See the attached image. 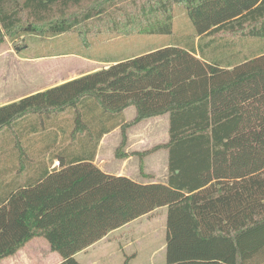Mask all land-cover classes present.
I'll use <instances>...</instances> for the list:
<instances>
[{"label":"trees","instance_id":"16d2710c","mask_svg":"<svg viewBox=\"0 0 264 264\" xmlns=\"http://www.w3.org/2000/svg\"><path fill=\"white\" fill-rule=\"evenodd\" d=\"M178 9L194 28L185 40L107 60V68L0 106V262L42 237L60 264H83L77 253L167 207L166 264H193L195 237L230 240L236 264H258L264 0H0V46L45 28L77 33L87 49L90 36H172ZM131 106L136 116L127 121ZM165 114L169 142L135 154L166 149V183L94 164L105 134Z\"/></svg>","mask_w":264,"mask_h":264},{"label":"crops","instance_id":"0c3cea01","mask_svg":"<svg viewBox=\"0 0 264 264\" xmlns=\"http://www.w3.org/2000/svg\"><path fill=\"white\" fill-rule=\"evenodd\" d=\"M106 40L108 42L111 41L109 40V36L106 35L100 37L99 41L96 40L95 44L92 46L93 50L96 48L93 53H98V49L100 48L97 47L98 45L101 46L102 49L105 48ZM147 51L148 50H143L140 53H145ZM71 52L72 53L70 54H53L52 56L38 57H48L56 60L62 59L61 57H66L68 61L73 62V65L70 67L69 79L38 91H26L34 85L31 84L28 86L29 88H26L22 80L14 79V85L11 87V82L8 76L9 74L7 72V67L10 63L1 62L4 60V54H6L5 56H8L9 49H3V51L0 49V106L17 102L27 96L48 90L83 75L107 68L110 65V63L106 62L107 59L101 56L84 54V52L77 51ZM10 55L11 53L9 56ZM134 55H137V52L122 53L120 59L130 58ZM245 55L246 52L243 49V62L248 61L245 59ZM13 59L14 63H17L16 57ZM250 59H252V57H250L249 60ZM229 69H232V67ZM20 86L23 87L22 91H19ZM17 88L19 92H15V89ZM24 90L27 94H23ZM243 104L246 105L247 103ZM132 107L134 106L127 108L124 112L127 121H131L136 116V109L134 117L127 115L128 112L132 110ZM169 129L170 122L169 115L167 114L145 120L132 126L126 130L125 134H123L122 127H117L101 138L97 147L94 164L105 173L125 176L139 183H166L169 177V153L166 149L158 150L143 157H140L135 153H143L151 150L157 145L168 143L170 138ZM55 166H59L57 160L53 164V167ZM165 209L167 220L168 208H158L152 213L112 231L108 236L88 249L77 253L75 255L76 259L79 260L78 257L83 256L84 261L79 260V262L81 261L83 264H103L107 261L108 263L113 262L115 260V254L123 253V257L126 258L124 264L127 260L130 264L133 258L135 259V263L139 254L136 249L139 235L145 237L144 247L149 244V237L151 238V242L156 240L158 236V234H156V225L154 221L156 220L155 215L159 212L162 213L161 220L163 225L161 227L165 230ZM144 220L147 222L145 224V231H139L138 223ZM148 229L149 233L147 232ZM164 236L165 234L162 232L161 238L159 239V241L162 242L159 250L150 252L149 264H166V255L165 259L163 256L158 258L159 252H164L166 250L167 243L164 242ZM38 238L42 237L33 238L27 242L17 254L3 259L0 264H60L63 260L61 256L57 252L51 250L47 241L46 242L49 246L46 245L42 239L38 240ZM127 250L132 253L128 254ZM134 250L137 252H134ZM236 256L237 252L235 245L230 240L217 238L209 241H202L197 237L194 238L193 264H236ZM253 260L257 261L258 264H264V247L261 248L259 254ZM121 261H123V258H121Z\"/></svg>","mask_w":264,"mask_h":264},{"label":"rangeland","instance_id":"374dc122","mask_svg":"<svg viewBox=\"0 0 264 264\" xmlns=\"http://www.w3.org/2000/svg\"><path fill=\"white\" fill-rule=\"evenodd\" d=\"M119 2L120 0H113V3ZM124 3H121L122 5ZM125 5V4H124ZM104 29V28H102ZM247 29V28H246ZM194 31L193 25L188 17V15L181 9L176 10L175 19H174V34L172 36H159V35H148L140 32H132L128 36H125L121 32L118 36L111 38L105 43V48L102 49L101 46L98 49V53H93L96 49H87L83 45V41L77 33H70L64 36L56 37L48 34V30L45 28L43 31L39 33L38 36H31L26 39L21 37L15 41L7 39L0 47L3 51L9 49V56H5L4 60L1 62L10 63L7 67V72L9 76V80L11 82V87L14 85V79L22 80L24 86L29 88V85H34L30 87L29 90L26 91H38L41 89H45L55 84L62 82L63 80L69 79L70 75V67L73 65V62L68 61L66 57H61L62 59L56 60L48 57L38 58L41 56H51L53 54H60L68 51H77L84 52V54H93L98 55L107 60H112L115 58H119L122 53H132L137 52L140 54L143 50H149L151 48L159 47L163 44L174 43L175 37H178L181 41L185 40L186 37L192 35ZM90 41L100 40V38H94L92 36L89 37ZM197 40V38H196ZM208 39H206L207 41ZM104 43V42H102ZM166 46V45H164ZM11 51V52H10ZM124 51V52H123ZM14 57L17 59V63H14ZM20 57V58H19ZM7 59V61H6ZM0 62V64H1ZM3 73V72H2ZM23 87H19V91H22ZM18 88L15 89V92H19ZM24 90L23 94H27ZM132 110L128 112V116H135V108L132 107ZM165 211V220H166V209ZM155 222V230L156 234H158L156 240L150 242L151 238L149 237V244L145 245V237L139 235L138 245L136 246L137 251L139 252L138 258L134 263V258L131 260L130 264H149L150 252L159 250L161 246V238L162 232L165 234L164 242H167V220L164 223L166 227L165 230L161 227L162 224V213L159 212L156 215ZM147 222L144 220L138 223V230L145 231V224ZM149 233V229L147 230ZM150 236V235H149ZM42 239L48 245L46 240ZM144 242V244H143ZM49 246V245H48ZM134 250V252H137ZM128 254H131V251H128ZM93 253V252H91ZM123 253L115 254V260L113 262L108 263L105 262L103 264H124ZM166 250L164 252H159L158 258L163 256L165 259ZM88 258V257H87ZM123 258V261H121ZM79 260L84 261L83 256L78 257ZM78 260V261H79ZM81 262V261H80ZM126 263V262H125ZM91 264V263H89ZM100 264V263H98Z\"/></svg>","mask_w":264,"mask_h":264}]
</instances>
